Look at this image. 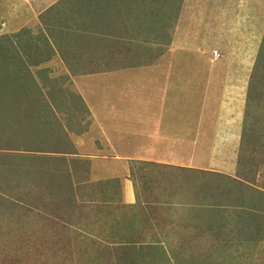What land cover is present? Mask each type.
<instances>
[{
    "label": "rangeland",
    "instance_id": "obj_1",
    "mask_svg": "<svg viewBox=\"0 0 264 264\" xmlns=\"http://www.w3.org/2000/svg\"><path fill=\"white\" fill-rule=\"evenodd\" d=\"M31 3L0 0V264H264V0H56L34 25ZM185 37L244 83L220 91L238 165H132L133 196L116 203L118 184L64 165L94 106L77 81L92 72L80 85L99 88L116 69L135 86L133 66L173 64Z\"/></svg>",
    "mask_w": 264,
    "mask_h": 264
},
{
    "label": "crops",
    "instance_id": "obj_2",
    "mask_svg": "<svg viewBox=\"0 0 264 264\" xmlns=\"http://www.w3.org/2000/svg\"><path fill=\"white\" fill-rule=\"evenodd\" d=\"M6 1L12 0H2ZM54 1L30 0L28 23L35 24L32 17L38 14L36 8L46 3L41 11L45 10ZM201 44L185 37L176 54L168 56L167 63L175 59L173 64L133 66L138 68L133 75L145 77L136 81L135 86L125 83L122 70L98 74L96 79L103 75L99 88L80 85L84 78L91 80L87 75H93L92 72L81 76L76 93L85 104L94 106L89 107L91 116L82 132L71 133L64 165H86V180L106 182L110 189L118 184L120 198L114 201L120 204L130 203L133 196L132 165L173 166L200 174L238 165L233 153L238 151L239 135L233 128L232 111H224L223 105L227 103H223L220 91L241 90L242 82L226 80L229 69L222 64L207 63V53L199 49ZM216 59L211 55V61ZM216 81L218 88L212 87ZM146 84L149 88H145ZM208 84L212 87L209 95L213 96L209 100ZM101 97L107 103L100 102ZM130 109L132 114L128 115ZM39 163L40 160L36 165H42ZM72 169L73 166L70 172Z\"/></svg>",
    "mask_w": 264,
    "mask_h": 264
},
{
    "label": "trees",
    "instance_id": "obj_3",
    "mask_svg": "<svg viewBox=\"0 0 264 264\" xmlns=\"http://www.w3.org/2000/svg\"><path fill=\"white\" fill-rule=\"evenodd\" d=\"M248 212H249V215H251L253 218H256V216H260V213L255 208L254 209H248ZM253 226H255V225H253Z\"/></svg>",
    "mask_w": 264,
    "mask_h": 264
},
{
    "label": "built area",
    "instance_id": "obj_4",
    "mask_svg": "<svg viewBox=\"0 0 264 264\" xmlns=\"http://www.w3.org/2000/svg\"><path fill=\"white\" fill-rule=\"evenodd\" d=\"M211 55H212V57H217L218 53L216 52V50H212Z\"/></svg>",
    "mask_w": 264,
    "mask_h": 264
}]
</instances>
